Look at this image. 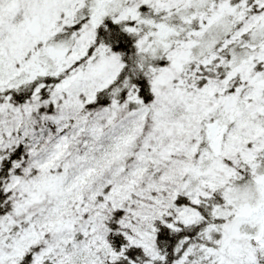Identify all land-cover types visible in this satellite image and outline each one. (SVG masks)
<instances>
[{
	"label": "snow or ice",
	"instance_id": "snow-or-ice-1",
	"mask_svg": "<svg viewBox=\"0 0 264 264\" xmlns=\"http://www.w3.org/2000/svg\"><path fill=\"white\" fill-rule=\"evenodd\" d=\"M0 264H264V0H0Z\"/></svg>",
	"mask_w": 264,
	"mask_h": 264
}]
</instances>
